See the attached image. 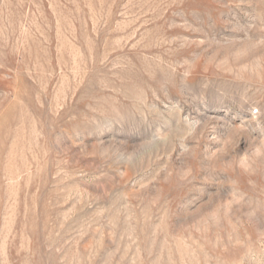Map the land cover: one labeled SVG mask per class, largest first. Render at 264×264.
Masks as SVG:
<instances>
[{
    "label": "rangeland",
    "instance_id": "rangeland-1",
    "mask_svg": "<svg viewBox=\"0 0 264 264\" xmlns=\"http://www.w3.org/2000/svg\"><path fill=\"white\" fill-rule=\"evenodd\" d=\"M0 264H264V0H0Z\"/></svg>",
    "mask_w": 264,
    "mask_h": 264
}]
</instances>
